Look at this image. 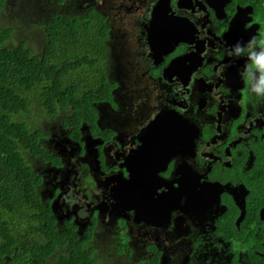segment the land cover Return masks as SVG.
<instances>
[{"label":"flooded vegetation","instance_id":"1","mask_svg":"<svg viewBox=\"0 0 264 264\" xmlns=\"http://www.w3.org/2000/svg\"><path fill=\"white\" fill-rule=\"evenodd\" d=\"M72 1L103 20L113 83L76 138L61 120L45 140L60 225L95 264L118 234L116 264H264V0Z\"/></svg>","mask_w":264,"mask_h":264},{"label":"trees","instance_id":"2","mask_svg":"<svg viewBox=\"0 0 264 264\" xmlns=\"http://www.w3.org/2000/svg\"><path fill=\"white\" fill-rule=\"evenodd\" d=\"M53 2L60 13L42 21L39 54L23 41L8 45L11 29L0 30V264H95L89 241L74 239L43 196L44 166L59 164L45 143L52 128L30 126L26 117L28 98L36 94L50 118L63 115L75 138L82 122L93 121L94 105L111 100L113 81L102 68L107 30L92 8L72 15V0ZM117 244L118 256L124 244ZM66 247L68 253L59 250Z\"/></svg>","mask_w":264,"mask_h":264},{"label":"rangeland","instance_id":"3","mask_svg":"<svg viewBox=\"0 0 264 264\" xmlns=\"http://www.w3.org/2000/svg\"><path fill=\"white\" fill-rule=\"evenodd\" d=\"M59 9L61 8H58L53 0H5L4 8L0 12V30L3 28L11 29V38L7 44L15 45L23 41L26 47L39 54L45 39L42 21L44 22V19L51 13H60ZM86 78L87 75L83 77V80ZM28 101L31 114L26 118H30V126H39L47 131L56 126L57 123H61L63 115L59 113L58 116L50 118L46 107L43 106L36 94L31 95ZM38 123L46 126H40ZM123 228L124 226H121L122 230ZM117 241L122 243L120 234L117 235ZM116 248L119 249V245L113 240L100 242L98 243L96 258L99 254L101 260L106 264H116L115 261L118 259ZM120 263L133 264L131 260L124 259Z\"/></svg>","mask_w":264,"mask_h":264},{"label":"clouds","instance_id":"4","mask_svg":"<svg viewBox=\"0 0 264 264\" xmlns=\"http://www.w3.org/2000/svg\"><path fill=\"white\" fill-rule=\"evenodd\" d=\"M255 43V40L250 41L248 48L252 49L253 45ZM261 44L264 45V41H261ZM238 49V53H239ZM249 60L251 61V64L249 65L250 68L260 70L262 67H264V48H261L259 51H250L249 52ZM262 76H264V73H262ZM252 91H256L255 88L252 89ZM258 95H264V90L258 93Z\"/></svg>","mask_w":264,"mask_h":264}]
</instances>
